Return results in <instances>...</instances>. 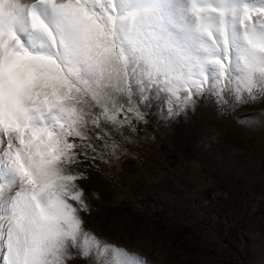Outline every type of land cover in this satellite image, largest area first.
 Wrapping results in <instances>:
<instances>
[{
	"label": "snow or ice",
	"instance_id": "snow-or-ice-1",
	"mask_svg": "<svg viewBox=\"0 0 264 264\" xmlns=\"http://www.w3.org/2000/svg\"><path fill=\"white\" fill-rule=\"evenodd\" d=\"M193 8L195 39L133 20L135 35L121 40L115 29L126 17L116 0H0V264H66L72 250L90 257L93 244L115 264H145L101 247L69 202L86 208L77 167L103 159V137L152 107L146 86H131L130 61L155 69L156 83L163 75L169 117L207 94L226 105L230 97L239 105L241 93L247 103L264 98V0Z\"/></svg>",
	"mask_w": 264,
	"mask_h": 264
},
{
	"label": "rangeland",
	"instance_id": "rangeland-1",
	"mask_svg": "<svg viewBox=\"0 0 264 264\" xmlns=\"http://www.w3.org/2000/svg\"><path fill=\"white\" fill-rule=\"evenodd\" d=\"M174 1L116 0L126 17L117 22V38L135 35L133 20L148 21L144 30L183 38ZM197 2L219 0H191L183 8L185 15H193L195 38ZM127 71L133 89L146 86L152 107L143 121L133 119L117 126L114 136L103 137L107 147L99 148L103 159L94 167L74 166L85 173L77 183L86 208L69 201L78 208L82 231L98 239L101 247L122 248L145 264H264V98L247 103L241 93L239 105L231 97L226 105L207 94L169 117L163 75L159 83L149 80V72L157 74L143 61H130ZM169 75L179 76L180 71ZM114 94L126 103V94ZM3 179L0 176V182ZM72 251L66 264L117 260L111 250L98 252L94 244L90 257Z\"/></svg>",
	"mask_w": 264,
	"mask_h": 264
},
{
	"label": "bare ground",
	"instance_id": "bare-ground-1",
	"mask_svg": "<svg viewBox=\"0 0 264 264\" xmlns=\"http://www.w3.org/2000/svg\"><path fill=\"white\" fill-rule=\"evenodd\" d=\"M190 1L191 0H175L174 1V6L176 7L175 15L177 17V20L179 22H181V28H182L181 30L184 32L183 37L185 35H191L192 39H195L194 34H192V30H191L192 29V22H193V15H189V16L185 15L184 14L185 9H183L187 5V3ZM182 4L184 5L183 7H181ZM178 7L179 8L181 7L183 9L181 17H179V15H178V10H179Z\"/></svg>",
	"mask_w": 264,
	"mask_h": 264
}]
</instances>
